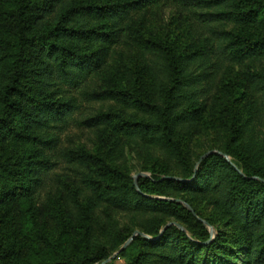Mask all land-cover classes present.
<instances>
[{"label":"trees","instance_id":"1","mask_svg":"<svg viewBox=\"0 0 264 264\" xmlns=\"http://www.w3.org/2000/svg\"><path fill=\"white\" fill-rule=\"evenodd\" d=\"M167 5L196 28L182 50L149 35ZM263 62L264 0H0V264L107 260L114 247H93L92 221L54 242L38 231L62 212L90 220L99 205L152 237L120 251H137L126 264H264V87L253 78ZM222 63L242 67L249 93L215 88ZM89 102L100 111L82 119ZM77 122L98 132L99 151L111 144L109 158L61 145ZM207 130L227 137L212 149L232 162L192 158ZM127 145L158 153L137 186L110 163ZM200 218L232 227L233 239L221 229L210 239ZM133 231L121 228L117 246Z\"/></svg>","mask_w":264,"mask_h":264},{"label":"rangeland","instance_id":"2","mask_svg":"<svg viewBox=\"0 0 264 264\" xmlns=\"http://www.w3.org/2000/svg\"><path fill=\"white\" fill-rule=\"evenodd\" d=\"M178 15V16H177ZM180 18V19H179ZM191 21L186 16L179 15L178 12H176V9L172 5H167L161 7L159 10V15L155 17L154 21L149 26V35L155 36L158 32H161L164 35L165 43L167 45L177 44L178 47L182 50L187 45V42L189 40V37L192 36V34H195L196 28L191 29ZM264 68V62L261 66V69ZM242 67L233 63H222L221 67L218 69V76L217 80H215V88H220L223 95L230 94L231 92H238L241 89H244V79L242 77ZM264 73L262 75H255L253 78L255 80H258V85L261 87H264ZM251 95L253 96L256 94V91L254 90V87H251ZM259 94V93H258ZM251 104L247 103L249 106ZM261 107H264V105H261ZM100 111V105L97 102H89L84 103L83 108L81 110V113L79 115L80 118H88L91 116L96 115ZM263 126H264V119H263ZM106 135L109 136L112 133L107 130ZM98 132L96 130L91 129L86 124H80V123H73L64 133L63 140L61 142V145L65 146L66 148L71 149H85L88 152L91 153H97L102 154L105 158H109V150L111 147V144L106 146L103 150L99 151V146L101 145L100 141L98 140ZM224 139H227L225 135H222L220 133H213L210 130L203 131L199 136L195 137L191 146H190V153L192 155V158L194 160H197L198 155L202 153H218L219 155L224 156L229 162L231 161V156L227 155L218 149H212V147L218 146L220 142L222 143ZM211 146V147H210ZM211 148V150H210ZM209 149V150H207ZM208 151V152H206ZM120 157V159H116V155L110 159V163H115L121 168L128 171L129 176L134 179V184L136 186L138 185V179L141 176L149 177L151 175V172L148 170L149 166H153L155 164V158L158 155V153L151 147H144V146H134L130 147V145L126 146V151L123 153ZM205 154V155H206ZM204 154L201 155L205 156ZM200 157V158H201ZM200 160V159H199ZM165 165L171 166V172L173 174L176 173V171L172 168V164L165 163ZM198 161L196 164V167L198 166ZM63 172V171H62ZM170 178L168 176L163 175L161 179H167ZM51 192H44L42 191L41 195L38 196V200H44L45 196H48ZM53 194V192H52ZM51 194V195H52ZM50 195V196H51ZM163 199H175L172 197H166L161 196ZM56 201V200H54ZM177 202H181L184 204V206L190 210L193 211V208L191 205L185 201H182V199L177 198ZM209 212H214L212 208H208ZM53 214L52 206L50 205L46 212L45 216L51 217ZM66 212H62L61 219L56 220H42V223L40 226L45 227L50 225L49 228H39L38 231H41L40 229L44 230L45 232H49V230H52L51 234V241L54 242L57 238L55 237V233L59 234L62 239L65 238L64 235L71 234L75 232V227L77 224L82 225L81 222H90L92 221L93 224V233H92V241L91 244L93 247H96L101 244L107 245L109 248L114 247L113 251L111 252V256L116 254L115 258H112L110 261H108L106 264H126L128 260H131L136 256V250L132 249L130 250L126 255L120 254L121 250H124L125 248L129 247L132 243L134 237L140 235L145 238H152L150 235L142 232L137 227V221L134 217L127 216L125 214H121L119 212H115L112 209H108L103 205H99L95 208V211L91 213V219L85 220V218L82 219V216H79L77 220L75 219V214L67 217ZM200 220L205 224V226L208 228V231L210 233V239H214L217 236V232L219 229L221 230H227L226 238L227 240L231 241L233 239V229L232 227H225L222 223L218 222L216 225L209 224L206 220H203L200 218ZM174 223L181 229H184V227L177 223V222H169L168 224ZM167 224V225H168ZM130 227V230L133 231L132 235L127 238L123 244L118 245V242H120L119 239L116 241V234L121 228ZM136 232H140L136 234ZM135 234V235H134ZM132 238V239H131ZM130 241L125 248L122 249V247L125 245L126 242ZM120 244V243H119ZM38 258H41L39 255H35ZM110 256V257H111ZM109 257V258H110ZM99 264H104V261H102Z\"/></svg>","mask_w":264,"mask_h":264},{"label":"water","instance_id":"3","mask_svg":"<svg viewBox=\"0 0 264 264\" xmlns=\"http://www.w3.org/2000/svg\"><path fill=\"white\" fill-rule=\"evenodd\" d=\"M135 184H137V183H135ZM138 233H140V232H136V234H138ZM129 242L130 241L126 242L125 245L122 247V249L125 248ZM115 257H116V254L112 255L110 258H108L107 260L104 261V264H106L108 261H110L112 258H115Z\"/></svg>","mask_w":264,"mask_h":264}]
</instances>
